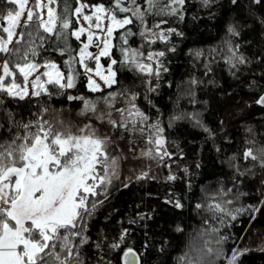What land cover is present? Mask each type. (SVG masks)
<instances>
[{
	"label": "snow or ice",
	"instance_id": "obj_1",
	"mask_svg": "<svg viewBox=\"0 0 264 264\" xmlns=\"http://www.w3.org/2000/svg\"><path fill=\"white\" fill-rule=\"evenodd\" d=\"M245 220L264 0H0V264H247Z\"/></svg>",
	"mask_w": 264,
	"mask_h": 264
},
{
	"label": "trees",
	"instance_id": "obj_2",
	"mask_svg": "<svg viewBox=\"0 0 264 264\" xmlns=\"http://www.w3.org/2000/svg\"><path fill=\"white\" fill-rule=\"evenodd\" d=\"M219 39V37H217ZM213 41L209 40L206 41V43H212ZM175 63L178 65L176 69V80L179 81L182 78V73L185 71L187 67H190V57H179ZM83 90V89H82ZM175 92V87L172 89V93ZM169 92L165 93V99L168 95L172 94ZM62 101H57V107H59V103ZM186 105V102H185ZM214 156V153L212 154ZM216 164H219V160L215 161ZM227 166L225 165V168L223 170H220L218 168L214 167H208L202 172L203 178H197V184L195 191L199 195L200 194V185L202 184H208L210 185V188H215V184L212 183L214 179H218L220 175H223L224 172H226ZM212 173H216V175H212ZM184 215H189L188 212H185ZM186 223L191 228L194 225H198L201 223V220L199 216L196 213H191V219L186 220ZM245 227H249L253 229L256 233H259V236H254L252 239V243H256L261 236H264V220H257L255 223L249 225L247 221H244ZM232 231H243V229L240 228L239 224H237L236 229H232ZM245 242H248V239L245 238ZM247 264H264V254L260 253L259 251H256L254 253L249 254V256L246 258Z\"/></svg>",
	"mask_w": 264,
	"mask_h": 264
}]
</instances>
